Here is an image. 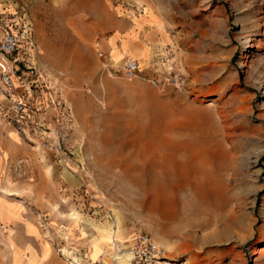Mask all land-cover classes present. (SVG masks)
<instances>
[{"label":"rangeland","instance_id":"1","mask_svg":"<svg viewBox=\"0 0 264 264\" xmlns=\"http://www.w3.org/2000/svg\"><path fill=\"white\" fill-rule=\"evenodd\" d=\"M0 16L39 46L31 122L0 117V264H264V0H0ZM123 20L132 81L104 69Z\"/></svg>","mask_w":264,"mask_h":264},{"label":"built area","instance_id":"2","mask_svg":"<svg viewBox=\"0 0 264 264\" xmlns=\"http://www.w3.org/2000/svg\"><path fill=\"white\" fill-rule=\"evenodd\" d=\"M21 24L20 34V31L17 32L13 28L10 20L0 16V97L10 104L4 107L5 105L0 101V117L15 125L18 130L24 129L23 127L30 123L33 117L28 101L31 88L25 82L24 73L26 70H34L35 57L39 54V46L34 41L31 28L25 21L21 20ZM20 48L23 49L25 57H20ZM98 55L102 59L107 58L100 51ZM27 60H30L31 64L27 65ZM104 69L127 81L142 76L138 61L127 57L119 66H115L108 58ZM173 81L179 86L184 84L180 75L173 77ZM131 238L133 244L146 248L143 254L157 256L147 235L134 233Z\"/></svg>","mask_w":264,"mask_h":264},{"label":"crops","instance_id":"3","mask_svg":"<svg viewBox=\"0 0 264 264\" xmlns=\"http://www.w3.org/2000/svg\"><path fill=\"white\" fill-rule=\"evenodd\" d=\"M146 25L148 24H143L137 31H141ZM116 28L118 29L116 33H114L106 42L105 48L107 52L114 53V56L117 57V60L113 61L110 60L112 63L117 64L121 63L126 57H131L132 55L126 52L127 48L124 46L122 43H119V40L122 37H126L129 32L134 28L133 23L127 22V21H120L117 25ZM132 39H129V46L132 47V44L130 43ZM134 46V45H133ZM140 48L143 46H139ZM126 48V49H125ZM133 48V47H132ZM104 54V53H103Z\"/></svg>","mask_w":264,"mask_h":264},{"label":"bare ground","instance_id":"4","mask_svg":"<svg viewBox=\"0 0 264 264\" xmlns=\"http://www.w3.org/2000/svg\"><path fill=\"white\" fill-rule=\"evenodd\" d=\"M247 44H249V43H247ZM246 44V45H247ZM128 58H131V59H135V58H133V57H128ZM135 60H137V59H135ZM138 61V60H137ZM138 63H139V65H140V62L138 61ZM140 67H141V65H140ZM206 188V186L205 185H203V184H201V185H199L198 186V188H197V192L198 193H204V194H206V195H214L215 194V191H213L212 189H205ZM8 193V195H12L11 193H9V192H7ZM152 258H158V256H153Z\"/></svg>","mask_w":264,"mask_h":264}]
</instances>
